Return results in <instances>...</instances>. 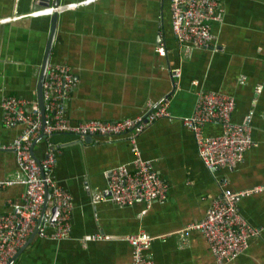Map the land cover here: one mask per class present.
<instances>
[{
	"label": "crops",
	"instance_id": "obj_1",
	"mask_svg": "<svg viewBox=\"0 0 264 264\" xmlns=\"http://www.w3.org/2000/svg\"><path fill=\"white\" fill-rule=\"evenodd\" d=\"M53 1L46 6L36 0H0V19L17 17L0 23V103L4 96L38 102L51 19L50 14L30 13L53 6ZM81 1L58 0L62 10L56 12L49 59L67 65L76 79L67 116L73 123L137 117L149 103L167 96L170 117L156 119L136 139L143 158L167 183V195L148 205L113 202L105 191L104 172L119 164L132 170L127 139L88 137L81 143L71 134L55 133L59 153L54 179L72 197L70 233L59 239L35 234L11 264H131L125 237L139 230L151 237L153 264H215L203 235L184 228L203 218L223 189L264 183V0H218L222 19L211 22L210 44L187 53L172 33L169 0H93L66 6ZM160 43L164 55L156 52ZM172 66L181 69L176 83L167 70ZM200 90L231 94L232 121L249 118L252 145L232 167L206 168L192 131L183 123ZM2 114L0 106V147L22 129L19 123L4 125ZM220 132L218 123L204 128L205 134ZM31 149L34 157L42 156L41 135ZM16 172L13 150L0 148V181ZM23 192L22 184L0 186V212L7 210V199L18 201ZM238 206L259 234L224 264H264V190L242 197ZM42 211L48 221L53 214L50 198Z\"/></svg>",
	"mask_w": 264,
	"mask_h": 264
},
{
	"label": "built area",
	"instance_id": "obj_2",
	"mask_svg": "<svg viewBox=\"0 0 264 264\" xmlns=\"http://www.w3.org/2000/svg\"><path fill=\"white\" fill-rule=\"evenodd\" d=\"M90 1L93 0L66 6L75 7ZM169 4L172 33L183 51L187 53L192 47L208 46L213 38L211 22H220L222 19L223 9L218 0H169ZM61 8L50 6L30 15H49L61 11ZM16 18H1L0 23ZM156 52L159 55L165 54L162 43L156 47ZM167 70L176 83L181 74L180 67L172 66ZM238 79L240 82L244 80L242 76ZM75 82V76L67 65L50 62L42 82L43 112L38 102L23 97L4 96L1 100L4 125L19 123L22 129L9 145L0 147L13 150L17 165L16 175L0 181V186L22 184L24 192L18 201L7 199V210L0 212V264H7L35 230L46 191L55 208V216L53 220H43L36 235L59 239L70 233L72 197L54 179V166L59 153L58 144L52 140L55 133L71 134L81 143L88 137L95 141L124 137L132 153V170L126 164H119L104 172L107 180L105 191L109 193L110 199L125 206L135 201L148 205L166 198L167 183L152 168L151 162L143 158L136 139L156 119L170 117L168 97L165 96L157 103H149L142 116L115 120L87 119L73 123L67 116L66 105ZM234 108L235 99L231 94L200 90L196 93L192 114L183 120L184 125L193 133L200 160L208 169L236 165L252 145L249 118L240 123L232 121ZM211 123H218L221 132L205 134V126ZM39 135L45 141V149L42 156L36 158L31 146L33 139ZM263 190L264 183L238 191L223 189L211 199L203 218L185 226L184 229L196 230L203 235L215 264L234 260L245 251L249 240L259 234V230L241 214L238 203L242 197ZM125 239L131 247V264H153L148 254L151 244L149 235L139 230L127 235Z\"/></svg>",
	"mask_w": 264,
	"mask_h": 264
},
{
	"label": "water",
	"instance_id": "obj_3",
	"mask_svg": "<svg viewBox=\"0 0 264 264\" xmlns=\"http://www.w3.org/2000/svg\"><path fill=\"white\" fill-rule=\"evenodd\" d=\"M48 0H39L38 3L39 4H46V6L48 5L47 3ZM53 6L56 7L58 6V0H54L53 1ZM50 19H51V25H50V31H49V35L47 38V43H46V47H45V52H44V56H43V60H42V64H41V69H40V74H39V78H38V82H37V98H38V104L41 108V111L43 112V102H42V82L44 80V76H45V70H46V66L49 63V59H50V53H51V49H52V43H53V39H54V33H55V20H56V12H53L50 14ZM42 136V135H41ZM49 199V192L46 191L45 195H44V202H43V206H42V210H44V206L46 205V201ZM41 210V215L40 218L38 219L37 222V226L35 228V230L33 231V233H31V235L29 236V238L27 239L26 243L24 246H26L31 239L35 236L36 234V230L39 226V224L45 220V218L43 217V211ZM55 216V208H53V214L51 216V220H53ZM23 246V247H24ZM21 247L17 253L14 255V257L20 253V251L22 250ZM14 257H12L7 264H11L12 260L14 259Z\"/></svg>",
	"mask_w": 264,
	"mask_h": 264
}]
</instances>
